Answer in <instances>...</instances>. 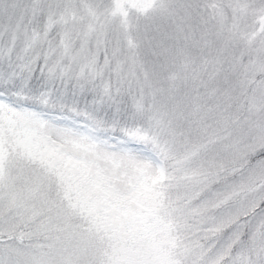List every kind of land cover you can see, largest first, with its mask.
Masks as SVG:
<instances>
[{"label": "snow or ice", "instance_id": "obj_1", "mask_svg": "<svg viewBox=\"0 0 264 264\" xmlns=\"http://www.w3.org/2000/svg\"><path fill=\"white\" fill-rule=\"evenodd\" d=\"M0 264H264V0H0Z\"/></svg>", "mask_w": 264, "mask_h": 264}]
</instances>
